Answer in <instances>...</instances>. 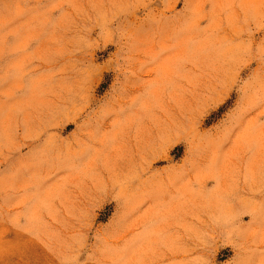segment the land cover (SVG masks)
<instances>
[{
    "label": "rangeland",
    "instance_id": "1",
    "mask_svg": "<svg viewBox=\"0 0 264 264\" xmlns=\"http://www.w3.org/2000/svg\"><path fill=\"white\" fill-rule=\"evenodd\" d=\"M148 247L264 264V0H0V264Z\"/></svg>",
    "mask_w": 264,
    "mask_h": 264
},
{
    "label": "crops",
    "instance_id": "2",
    "mask_svg": "<svg viewBox=\"0 0 264 264\" xmlns=\"http://www.w3.org/2000/svg\"><path fill=\"white\" fill-rule=\"evenodd\" d=\"M153 251V248H142V249H134L132 253L134 256L139 255L140 257H135L129 264H141L142 261H144V264H151L154 261V258H151V253ZM148 257V258H147ZM123 264H128L124 262Z\"/></svg>",
    "mask_w": 264,
    "mask_h": 264
}]
</instances>
